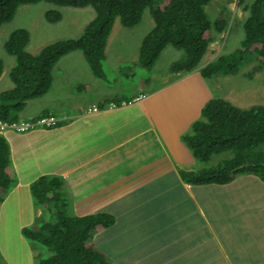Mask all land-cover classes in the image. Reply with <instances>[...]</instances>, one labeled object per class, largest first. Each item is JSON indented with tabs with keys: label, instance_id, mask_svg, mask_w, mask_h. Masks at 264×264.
<instances>
[{
	"label": "crops",
	"instance_id": "crops-1",
	"mask_svg": "<svg viewBox=\"0 0 264 264\" xmlns=\"http://www.w3.org/2000/svg\"><path fill=\"white\" fill-rule=\"evenodd\" d=\"M108 41L109 37L100 75L90 71L80 51H70L54 63L50 89L27 100L25 110L18 112V118L51 112L66 116L64 123L48 129L22 133L7 130L2 134L15 174L13 190L20 185L29 186L42 175L58 176L63 184L55 194L59 196L60 189H64L71 205L69 213L83 216L104 212L113 216L110 226L94 231L90 237L108 257H112L108 255L110 248H119L126 240L135 248V261L142 264H149V253L159 252L164 254L162 261L173 264H206L210 260L206 262V256L201 254L204 247L210 248L213 264H264V245H255L264 236V217L255 220L256 225L251 219L240 217V229L230 231V214H210L211 202L205 194L224 191L240 175L223 184L194 185L179 173L198 168L182 143L181 131L200 116L202 106L213 97L199 73L207 61L188 74L166 69L163 76L156 77L163 51H177L166 46L147 69L148 77L155 82L148 88L143 79L141 88L123 97L119 83H106L120 69L114 67L113 61L122 58L119 53H110ZM137 54L138 51L132 59ZM174 60L166 61V68ZM66 63L71 68H66ZM13 64L7 71L2 70L0 78ZM9 87L11 82L2 90ZM29 106L32 112H27ZM92 107L96 110H87ZM25 164L29 171L23 170ZM205 208L209 217L203 216ZM44 210L47 209L35 207L34 218L44 214ZM214 217L226 220L216 225ZM184 222L187 225H182ZM167 252L170 256H165ZM35 254L32 251L31 257L35 258ZM33 263L34 260L30 262Z\"/></svg>",
	"mask_w": 264,
	"mask_h": 264
},
{
	"label": "trees",
	"instance_id": "trees-1",
	"mask_svg": "<svg viewBox=\"0 0 264 264\" xmlns=\"http://www.w3.org/2000/svg\"><path fill=\"white\" fill-rule=\"evenodd\" d=\"M39 1L91 6L94 16L79 35L49 41L35 53L25 49L29 40L27 30L17 28L9 34L4 49L14 58L8 70L12 86L0 91V120L6 124L18 120V112L26 100L48 91L52 67L64 54L80 51L90 71L100 75L104 46L115 18L122 27L132 28L140 21L144 9L149 8L153 25L140 42L138 60L140 65L151 67L164 47L180 49L181 58L168 65L171 73L196 69L214 40L212 28L219 33L226 25L223 18L213 23L209 20L204 6L210 0H0V26L13 18L19 5ZM244 8L247 14L242 21L239 46L231 54L219 55L200 67L199 73L207 82L216 75L235 74L246 55L254 61L252 71H263L264 82V0H253ZM45 16L49 22L60 19V13L54 10L46 11ZM2 69L0 59V74ZM250 75L249 72L247 76ZM190 128L181 139L197 165L200 164L193 171L180 170L182 179L194 185L223 184L247 173L264 181V104L242 108L214 96L202 106L200 116ZM9 151L0 134V204L16 181ZM215 157L217 161L213 162ZM60 184L56 175L39 176L29 184L33 205L46 208L44 214H56L46 221L41 214L20 228L36 252L33 264H120L114 263L90 240L94 231L112 224L113 216L104 212L75 216L69 210H59L68 205L67 200L64 204L57 203L55 190Z\"/></svg>",
	"mask_w": 264,
	"mask_h": 264
},
{
	"label": "rangeland",
	"instance_id": "rangeland-1",
	"mask_svg": "<svg viewBox=\"0 0 264 264\" xmlns=\"http://www.w3.org/2000/svg\"><path fill=\"white\" fill-rule=\"evenodd\" d=\"M252 1L253 0H210L209 3L204 6V11L211 23L219 18H223V20L226 21V25H224L223 30L219 33L212 28L214 40L209 45L208 51L204 53L201 64L219 55L231 54L239 46L243 36L242 21L247 14L244 6ZM49 10L60 13V19L57 22H49L47 20L45 14L46 11ZM93 16L94 9L91 6L70 7L45 1L19 5L13 18L0 26V59L3 64L2 70L4 72L7 71L9 65L14 63V58L4 49V43L14 29L23 28L27 30L29 40L25 49L30 53H35L48 41L79 35ZM152 23L153 20L150 16L149 8L144 9L140 21L132 28H124L119 25L117 18L114 19L113 29H111L112 33L111 35L109 34V41L107 43L109 44V48H111L110 53H119L122 58L113 61L114 67L117 69L120 67V69H118L114 75H111L106 83L115 81L119 83V86L123 89L120 95H123V97H129L131 93L141 88L144 85L143 79L146 81L148 88L155 82L152 77H148L149 73L147 69H150V66H140L138 54L136 58L132 59L138 51L139 41L145 37ZM174 49L177 51L168 49L161 54L156 77L163 76L166 73V61L181 58L182 51L180 49ZM250 60L251 57H247L246 55L241 64H239V69L235 74L217 75V77L209 79L208 82L204 79L210 95H213V97L225 98L234 105L242 108H247L254 104H264L263 71L258 69L252 71L254 61ZM65 67L71 68L68 63H66ZM190 72L191 71L188 73ZM249 72L251 75L247 76ZM81 75H84L82 71ZM8 83H10V80L8 74L5 73L0 78V90ZM190 90H194V86L191 87ZM24 110L25 106L22 105L20 111ZM32 111L33 108L29 106L27 112ZM19 119L23 118L19 117ZM190 130V126H187L181 133L182 135L188 134ZM215 161H217V157L214 158L213 162ZM22 168L23 170L29 171V167L26 164L22 166ZM12 176L15 177V174H12ZM62 184L63 182L60 184V187ZM87 189L88 187L86 190ZM223 190L224 191H211V193L205 192V195L211 202L212 213L210 212V214H217L218 216L230 214V216H227V221L231 226V229H229L230 231L240 229L238 222V218L240 217H245L248 220L251 219L253 225H256L255 220L264 217V182L259 180L256 176L240 175L233 183ZM60 192V195L57 197V203L64 204V202H67L64 194L65 191L61 188ZM3 199L4 200L0 204L1 264H30V262H33L35 259L31 257V252L34 250L30 241L25 239L20 233V226L29 225V221H33V219L36 218H34L35 206L32 204L31 195L29 194V186L25 187L20 185L14 190L13 186H10ZM67 203L68 205L61 206L59 210H69L71 205L69 202ZM53 204L55 205V203ZM82 208L83 206L80 205L79 209L81 210ZM53 212L55 213L56 211ZM210 214L208 209L205 208L203 216L209 217ZM241 214H243V216ZM55 215L56 214H44L45 221L55 218ZM54 220L55 219L51 220V222ZM225 220L226 217L221 218L220 221L214 217V223L216 225H221L220 222H225ZM186 222L188 224L189 219H186ZM187 224L184 222L182 225ZM225 224L226 223H224L223 226H225ZM226 234L229 233L227 232ZM259 239L260 240L257 241L255 245H264V236H260ZM240 244H243V242ZM112 253H115V255ZM201 254L206 256V262L210 260L206 264H213L210 257L213 258L214 256L209 247H204V251L201 252ZM108 255H112V257H109L115 263L142 264L140 261H135V248L126 240H124V244L121 247L110 248V253H108ZM149 255L151 259L149 264H173L171 261H162V255L164 256V254L160 252L149 253ZM165 256H170V254L167 252Z\"/></svg>",
	"mask_w": 264,
	"mask_h": 264
},
{
	"label": "clouds",
	"instance_id": "clouds-1",
	"mask_svg": "<svg viewBox=\"0 0 264 264\" xmlns=\"http://www.w3.org/2000/svg\"><path fill=\"white\" fill-rule=\"evenodd\" d=\"M71 7V6H70ZM152 25H153V23H152ZM213 42V41H212ZM211 42V43H212ZM210 43V44H211ZM209 44V45H210ZM208 48H209V46H208ZM208 48H207V50H206V52L208 51ZM204 56V55H203ZM13 57V56H12ZM203 58V57H202ZM213 59V58H212ZM212 59H210V60H207V62H209V61H211ZM202 60V59H201ZM201 60H200V63L199 64H201ZM206 62V63H207ZM205 63V64H206ZM198 64V65H199ZM204 64V65H205ZM203 66V65H202ZM198 67V66H197ZM196 67V68H197ZM11 68V67H10ZM8 73V72H7ZM9 78V77H8ZM11 82V81H10ZM11 86H12V82H11ZM10 88V87H9ZM49 89H50V87H49ZM48 89V90H49ZM44 95V94H43ZM141 95V97H142V94H140ZM27 101V100H26ZM24 105H25V103H24ZM93 108V107H92ZM96 108V107H95ZM88 111H93V110H91V108H88L87 109ZM50 116H53V117H55L56 118V121L58 122V121H60L59 123H55V124H53V125H51V126H43V125H40V123H39V120H41V119H43V118H48V117H50ZM65 120H66V116H63V117H58V114H54V113H51V112H46V113H42V114H39V115H37V116H34V117H29V118H23V119H19L18 118V120L17 121H14V122H12V123H19V122H21V121H27V122H30L31 123V125L27 128V129H25V130H22V131H19V130H15V129H13V128H9V127H5L3 130H1L0 131V134L2 135V133L4 132V131H7V130H12V131H14V132H19V133H22V132H28V131H31V130H33V129H36V128H42V129H48V128H52V127H55V126H58L60 123L62 124V123H64L65 122Z\"/></svg>",
	"mask_w": 264,
	"mask_h": 264
},
{
	"label": "built area",
	"instance_id": "built-area-1",
	"mask_svg": "<svg viewBox=\"0 0 264 264\" xmlns=\"http://www.w3.org/2000/svg\"><path fill=\"white\" fill-rule=\"evenodd\" d=\"M91 110L95 111L96 108L93 107V108H91ZM56 122H57L56 118L53 116L39 120L40 125H43V126H51V125L55 124ZM30 125H31V123L27 122V121H21L19 123L6 124L5 122H2L0 120V131L3 130L5 127H9V128H13L15 130L22 131V130L27 129Z\"/></svg>",
	"mask_w": 264,
	"mask_h": 264
},
{
	"label": "bare ground",
	"instance_id": "bare-ground-1",
	"mask_svg": "<svg viewBox=\"0 0 264 264\" xmlns=\"http://www.w3.org/2000/svg\"><path fill=\"white\" fill-rule=\"evenodd\" d=\"M7 236H8V234H7ZM1 237H2V236H1ZM5 237H6V236H5ZM5 237H4V238H5ZM6 239H7V238H6Z\"/></svg>",
	"mask_w": 264,
	"mask_h": 264
}]
</instances>
